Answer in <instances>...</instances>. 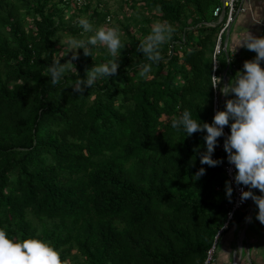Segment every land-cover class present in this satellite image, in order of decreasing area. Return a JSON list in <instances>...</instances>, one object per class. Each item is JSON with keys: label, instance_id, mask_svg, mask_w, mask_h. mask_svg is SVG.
Wrapping results in <instances>:
<instances>
[{"label": "trees", "instance_id": "obj_1", "mask_svg": "<svg viewBox=\"0 0 264 264\" xmlns=\"http://www.w3.org/2000/svg\"><path fill=\"white\" fill-rule=\"evenodd\" d=\"M128 4L117 73L81 95L70 86L113 59L106 48H93L92 57L79 49L75 72L52 86L48 67L60 55L59 33L81 38L82 29L65 26L54 0H0V228L17 240L48 243L63 264H205L228 221L227 154L217 152L219 137L212 158L222 162L202 165L206 133L185 137L171 121L187 109L212 122L221 26L206 25L217 22L222 0ZM156 21L176 31L141 79V65L150 62L138 45ZM250 56H216V77L228 66L233 74ZM201 167L205 174L195 179ZM249 207L250 198L217 251L223 236L244 227Z\"/></svg>", "mask_w": 264, "mask_h": 264}, {"label": "clouds", "instance_id": "obj_2", "mask_svg": "<svg viewBox=\"0 0 264 264\" xmlns=\"http://www.w3.org/2000/svg\"><path fill=\"white\" fill-rule=\"evenodd\" d=\"M78 26L82 29L81 36L83 33L92 32V24L86 18H80ZM175 31V27L168 22L153 23L150 33L138 45V51L150 62L141 65L139 78H149L151 65L161 61L162 47L172 39ZM60 43L64 50L48 67L52 86L58 85L68 72H75L72 61L78 58L75 52L77 49H82L85 56L92 57V49L99 45L106 48L113 58L106 63L95 64L86 71L85 79L78 78L70 86L81 95L100 79L115 76L119 67L118 57L125 47L119 29L115 27H101L87 39L69 36ZM237 46L254 51L256 56L251 61H245L243 70L238 71L226 85L220 87L222 95L234 94V98L228 99L224 109L215 113L211 124L193 119L192 113L185 109L178 118L171 121V127L182 130L185 137L196 132L206 133L203 138L205 151L200 155V163L209 167H215L222 162L212 156L218 138L224 136V126L230 128L223 148L228 163L236 169L234 182L247 186L249 190L241 192V201L251 198L258 208L256 219L264 224V68L261 67V62L264 61V37H254L248 32L235 48ZM69 52L72 53L71 59L61 64L60 59ZM212 77V87L215 88L220 84V79ZM204 174L205 169L201 167L194 178L199 179ZM253 188L258 189L262 195H255L251 191ZM232 190L226 182V196L229 199ZM0 264H63V261L59 252L48 243L36 238L17 240L0 228Z\"/></svg>", "mask_w": 264, "mask_h": 264}, {"label": "crops", "instance_id": "obj_3", "mask_svg": "<svg viewBox=\"0 0 264 264\" xmlns=\"http://www.w3.org/2000/svg\"><path fill=\"white\" fill-rule=\"evenodd\" d=\"M243 1L244 6L248 8V11L238 17L225 39L229 55L233 58V60L238 61L241 60L242 56H248V58L251 59L250 54H256L254 51H250L244 47L237 46L235 48V46L239 44L240 40L247 36L248 32L254 37H264V0ZM261 67L264 68V61L261 62ZM242 70L243 67L235 71L233 69L234 72L232 74L229 72L228 66V68L223 72L222 77H224L226 73L228 83L238 71ZM224 85L225 84L222 86ZM222 96L226 101L234 98V94ZM254 213L255 210L253 211L252 220L247 228L245 237H242V234L246 224L242 229L232 230L230 233L222 237L215 262L213 264H232L233 258L237 256H239L241 260H238L239 258L237 257L235 264H241V261L243 260L245 264L261 263V258L264 255V233L262 232L261 225L258 220L252 222ZM236 249L237 252L235 251Z\"/></svg>", "mask_w": 264, "mask_h": 264}, {"label": "built area", "instance_id": "obj_4", "mask_svg": "<svg viewBox=\"0 0 264 264\" xmlns=\"http://www.w3.org/2000/svg\"><path fill=\"white\" fill-rule=\"evenodd\" d=\"M84 0H76V7L81 10L86 3ZM248 11V8L244 6L243 0H222L221 6L217 7L213 13V17L217 19L216 23L207 24L206 27L209 28H216L217 26H221V29L219 31L218 37H217V44L215 49V56H214V64H213V75L216 76V71L218 68V63L216 60V56H220L223 53L227 55L228 49L226 46V41H223V38L226 37L232 26L235 24L236 20L239 16L245 14ZM108 22H110V19H108ZM172 55V52L170 51L169 56ZM220 84L217 85V87L214 88V115L217 111H221L225 106V98L220 93L219 89L222 86V84H227L228 78L225 73L224 77H219ZM212 84H213V77H212ZM224 136H222V142L217 150V152L226 153L223 148L224 140L230 133L227 131L226 126H224ZM234 151V150H233ZM216 159V158H213ZM224 172L228 179L229 185L232 187V197L226 204V208L229 212L228 214V221L224 228L219 232L215 243L212 247V249L208 252L207 259L205 261V264H213L215 262L216 254H217V242L219 236H221L229 226V223L233 221L234 215L242 210L248 205L249 198L241 201V192L247 191V186L244 185H237L234 182V176L236 173V169L234 165L227 163L224 166ZM237 257H234V261H236Z\"/></svg>", "mask_w": 264, "mask_h": 264}, {"label": "rangeland", "instance_id": "obj_5", "mask_svg": "<svg viewBox=\"0 0 264 264\" xmlns=\"http://www.w3.org/2000/svg\"><path fill=\"white\" fill-rule=\"evenodd\" d=\"M129 1L130 0H84L83 3L84 2L86 3L84 8L86 6L90 8L88 13H84L82 10H79L76 7L75 5L76 0H62V1L54 0V3L58 4L59 9H61L64 12V22L66 23L65 26H67L68 28H74L78 24V20L80 18H86L88 20L91 19L94 12L106 16L105 21L98 20L96 17H93L94 19H91L92 21L89 20V22L92 24V32L83 33V36H80L81 38L87 39L88 36L93 35L95 31L101 27L103 28L115 27L118 28L120 32V30L122 29L121 23L123 22V16L126 15L127 17H129L132 13L131 9L129 8L130 7L128 4ZM108 19H110V22H108ZM79 29L81 28L80 27L77 28V30ZM130 32H133L132 28L130 29ZM69 36H70L69 34L59 33L58 35L59 40L57 45L59 54L61 51L64 50L63 45L60 43V41H66L67 37ZM75 38H79V37H75ZM75 52L78 55L79 49L75 50ZM71 55L72 53L69 52L67 56L62 57L64 63L71 59ZM256 206L257 205L250 198L249 214L251 213L252 207L255 210ZM260 225L262 232L264 233V224L260 223ZM235 251L237 252V249ZM237 257L239 258L238 260H241L239 256ZM259 264H264V255L262 256L261 263Z\"/></svg>", "mask_w": 264, "mask_h": 264}, {"label": "water", "instance_id": "obj_6", "mask_svg": "<svg viewBox=\"0 0 264 264\" xmlns=\"http://www.w3.org/2000/svg\"><path fill=\"white\" fill-rule=\"evenodd\" d=\"M251 190H253V189H251ZM253 211H254V208L252 207V209H251V213L249 214V216H248V218H247V222H246V226H245L244 232H243V234H242L243 237H245V234H246L247 228L249 227V225H250V223H251L252 216H253ZM232 264H235L234 258H233Z\"/></svg>", "mask_w": 264, "mask_h": 264}]
</instances>
